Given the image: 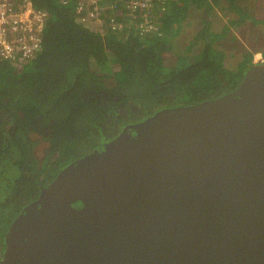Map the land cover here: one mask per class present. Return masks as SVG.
<instances>
[{
    "label": "water",
    "instance_id": "95a60500",
    "mask_svg": "<svg viewBox=\"0 0 264 264\" xmlns=\"http://www.w3.org/2000/svg\"><path fill=\"white\" fill-rule=\"evenodd\" d=\"M0 264H264V62L64 165L10 222Z\"/></svg>",
    "mask_w": 264,
    "mask_h": 264
},
{
    "label": "trees",
    "instance_id": "16d2710c",
    "mask_svg": "<svg viewBox=\"0 0 264 264\" xmlns=\"http://www.w3.org/2000/svg\"><path fill=\"white\" fill-rule=\"evenodd\" d=\"M225 1L240 16L228 19L219 31L201 16L202 25L186 49L201 43L199 51L176 54L175 64L166 65L162 54L174 47L191 9L207 15L221 0L165 2V9L157 1L150 8L156 27L149 30L121 5L124 13L112 14L104 8L107 1L98 5L97 21L95 16L82 20L73 1L32 0L48 13L42 50L25 62L0 58L1 249L12 219L64 165L127 123L164 107L216 97L238 85L253 63L252 52L231 69L216 43L232 26L257 20L239 8V0ZM111 17L123 26L113 28ZM41 140L47 147L39 159L35 151Z\"/></svg>",
    "mask_w": 264,
    "mask_h": 264
},
{
    "label": "built area",
    "instance_id": "2783aa9c",
    "mask_svg": "<svg viewBox=\"0 0 264 264\" xmlns=\"http://www.w3.org/2000/svg\"><path fill=\"white\" fill-rule=\"evenodd\" d=\"M73 1L75 11L82 20L97 14L100 2L107 1L104 8H110L112 14L120 15L125 10L134 18H141L140 26L143 30L155 28L151 16V7L159 1L165 9V2H179L180 0H62V3ZM121 5V6H120ZM48 13L36 8L32 0H0V58L12 62H25L42 50V35ZM113 28H120L123 23L109 21Z\"/></svg>",
    "mask_w": 264,
    "mask_h": 264
},
{
    "label": "rangeland",
    "instance_id": "374dc122",
    "mask_svg": "<svg viewBox=\"0 0 264 264\" xmlns=\"http://www.w3.org/2000/svg\"><path fill=\"white\" fill-rule=\"evenodd\" d=\"M239 3H241L239 8L245 7L257 22L245 19L237 26H232L230 31L216 43L217 48L223 49L225 52L224 65L231 69H236L239 66V60L247 51L252 52L253 62L260 61L264 57V0H244V3L239 0ZM226 5L227 2L221 0L220 4H214L207 15L192 8L188 20L174 38V47L162 54L165 64L174 65L178 59L176 54L191 55L199 51L201 43L196 44L189 51L186 49L192 36L202 25L201 16L209 21L213 31H219L227 24L228 19L240 16L239 10L229 9ZM46 147L47 142L44 140H41L37 145L35 154L39 159L43 158Z\"/></svg>",
    "mask_w": 264,
    "mask_h": 264
},
{
    "label": "flooded vegetation",
    "instance_id": "af4514ba",
    "mask_svg": "<svg viewBox=\"0 0 264 264\" xmlns=\"http://www.w3.org/2000/svg\"><path fill=\"white\" fill-rule=\"evenodd\" d=\"M264 62V57L260 60V61H256V62ZM1 255H2V249H1V247H0V257H1Z\"/></svg>",
    "mask_w": 264,
    "mask_h": 264
}]
</instances>
